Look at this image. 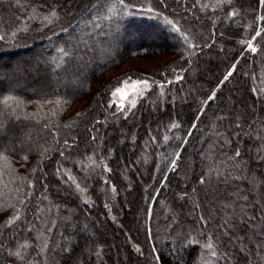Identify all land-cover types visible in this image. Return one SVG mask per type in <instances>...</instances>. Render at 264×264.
Here are the masks:
<instances>
[{
  "label": "trees",
  "instance_id": "1",
  "mask_svg": "<svg viewBox=\"0 0 264 264\" xmlns=\"http://www.w3.org/2000/svg\"><path fill=\"white\" fill-rule=\"evenodd\" d=\"M112 4L113 0H20L19 3L17 0H0V37H3L0 39V57L14 55L0 61V264L19 263L16 258L9 257L8 249H14L22 234L27 233V227L34 223L44 192L55 191L58 187L63 189L55 172L64 149L86 150L89 142L94 140L96 125L105 124L106 118L112 124L119 123L116 119L120 111L115 112L109 103V92L120 76L106 77V73L126 59L164 52L174 58L156 68L140 71L139 76L149 81L151 89L141 97L136 108L120 120L124 123L141 114L148 128H144L134 142L137 140L139 144L148 135L152 139L151 158L145 164L144 187L127 190H135L139 198L141 191L144 193L142 219L135 224L134 218H126V225L141 240H134L130 232L124 234V241L127 243V238L133 240L135 246H130L128 255L139 258L142 264H203L201 259L210 254L205 245L212 241L218 258H221L219 264L229 259L232 264H248L255 250L247 252L231 239V232L235 229L243 231L248 221L245 215L237 218L243 202L232 199L230 194L240 186L247 187L243 196L255 207V193L262 191L264 194V174L250 185L242 181L239 173L233 176L221 171V167L237 150L240 156L234 160L243 159L245 166L250 168L255 165L251 157L252 144L244 142V135L235 129L254 126L253 110L249 107L254 102L259 116L256 123L264 120V31L260 37L252 39L257 31L264 29V20L259 19L264 16V5L259 0H231V3L220 5L216 0H200V3L197 0H125L124 5H116L113 14L108 12ZM204 4L208 7H203ZM53 9L57 18H52L49 23L45 17L51 18ZM231 12L236 15H229ZM106 16L111 18L105 19ZM111 38L116 40L115 48L110 54L103 52L104 56H100L99 48L108 47ZM249 40L256 45V52L248 48ZM60 48L68 55L59 52ZM22 54L42 58L44 61L39 63L48 73L51 69V73L66 78L74 74L78 78L76 85L62 83L54 87L46 80V75L39 73L34 78ZM78 55L84 56L80 66L76 59ZM52 56L54 62L50 61ZM201 68H206V73L217 70L215 79L209 80L204 73L202 78L207 85L195 91L194 104H184L188 107L186 110L175 106L176 91L185 82L195 86L190 73H197ZM230 71L232 75L225 80ZM177 77L181 79L177 80ZM97 83L99 87L95 86ZM159 86L165 92V99L157 102L160 111L145 119L147 114L142 110L148 109ZM227 93L233 95L237 103V107L230 110L237 113V121L225 114L230 112ZM213 94L214 98L210 100ZM5 97L15 99L5 104ZM80 99L87 100L86 107L68 116L66 112ZM173 123L179 126L173 128ZM21 130L28 135L22 141L17 136ZM7 142L10 147L5 146ZM111 150L113 153L107 159L110 169L107 183L114 186L118 206L124 209L128 204L119 189L124 184L118 175V162L113 164L117 158L114 147ZM46 169L50 172V183L47 175L44 176ZM209 169L210 175L217 177L221 185H211L206 177ZM201 177L205 178L203 184ZM100 184V178L92 180L91 204L80 198L70 202L53 194L56 221L47 248L40 253L42 258L54 261L60 257L63 264H70L68 256L62 257L64 253L72 257L84 255L80 241L77 242L78 249L74 247L72 251H64L63 243H60L74 224L72 220L62 219L70 208L75 210L74 220L79 225L85 210L92 211L94 217L90 227L99 238L105 234L96 225L100 213L104 215L107 227L118 229L105 199L97 192ZM210 185L216 190V196L209 193ZM193 192L199 197V215L208 221L207 224L188 213ZM221 195L223 201L214 207V199ZM128 199L136 208V197L132 195ZM225 204L230 207L224 209ZM223 214L231 217L232 228L220 227ZM16 216L19 219L7 223ZM259 226L264 227V221ZM260 232L262 234L263 229L256 231V235ZM240 239L241 243L244 240L248 244L254 242L252 236L245 233ZM31 240V251L39 253L36 240ZM93 247L95 252H101L100 243ZM44 261L39 259L34 264H45Z\"/></svg>",
  "mask_w": 264,
  "mask_h": 264
},
{
  "label": "rangeland",
  "instance_id": "2",
  "mask_svg": "<svg viewBox=\"0 0 264 264\" xmlns=\"http://www.w3.org/2000/svg\"><path fill=\"white\" fill-rule=\"evenodd\" d=\"M109 42L110 43L108 47L99 48V51H101L99 54L100 56H104L103 52L105 54H110L115 48L116 40L114 38H111V41L109 40ZM252 44L253 47L257 49L256 45L253 42ZM211 51H213V49H211ZM12 56L14 55H10L8 57H0V61L10 59L12 58ZM22 56L23 58H26V67L28 68V70H30V73L34 78H36L37 73H39L42 74V76L46 75V80L51 81L54 87L62 83H71L73 85H76L78 78L74 74H70L69 77L66 78L64 75L57 76L56 74L51 73V69V72L48 73V71H44L45 67L41 66L40 64L42 63V61H44L42 60V58H39L36 55L31 56L28 54H22ZM83 57V55L77 56L76 59L78 62V66L82 65L80 63H82ZM172 58H174V56L166 52L158 53L150 57H132L121 62L118 67L108 71L106 73V77H114L117 75L120 76L118 80L112 84L111 90L109 92V103L114 107L115 112L120 111L119 105L121 102L120 96L113 95V92L117 88H121L125 81H127L128 84L131 85L135 81L147 80L146 78H142L141 76H139L140 71H147L162 64H166L167 61ZM54 59V56H52L50 58V61L54 62ZM202 65L205 64L202 63ZM83 68L86 67L83 66ZM199 71H201V73ZM199 71L197 73L195 71H192L190 73V77L195 86H192L189 82H185L183 87L176 91L175 106H179L181 107V109L186 110V108L188 107H186L184 104H194L197 94L195 93V91H197L198 89L200 90V88L203 89L202 87L204 86V84L207 85V82H205L203 80L204 78H202V76H205L204 73L207 75L206 77L211 81H213V79H215V75H217V70L215 69L209 71V73H206V68L205 70L204 68H201ZM218 78L219 75L218 77H216V80H218ZM149 85L150 87H148L146 90H144L143 84L139 85V89L143 90L142 96L139 95L138 92L134 93L130 89H127L129 94L123 101L124 111H120L118 113L120 115L116 119L119 123L114 122L115 124H112V122H110V120L106 118L107 124L105 123L100 126L96 125L94 132V136L96 137V139L89 142L88 149L83 150L74 147L64 149L63 156L58 159V165L55 172V174L57 175V180L59 179V181L62 183L63 189L58 187L59 189L56 188L55 191L51 189V191L46 190L44 192L34 223L30 227H27V233L22 234V238L14 244V249H8L7 253L10 258H16L19 262L18 264H34L39 259H42V261L45 260V264H63V260H61L62 258L60 257L54 259V261H51L47 258H42V254L47 248L49 237L52 233L56 221L57 211L55 208V203L53 202V194L56 193L57 196H61L60 198L68 200L70 202L80 198L82 201L91 204L93 201L90 193L92 180L95 178H100L101 184L97 188V192L101 195V197H103V199H105L107 208L111 213L110 217L116 223L118 229L115 228L112 230L110 227H107L108 225L105 222L104 215L100 213V219L98 222H96V225H98V227L103 230L105 234L99 238L97 237L96 232L90 227V220H92L94 217L92 211H90L89 209L85 210V215L79 219V225L77 221L74 220V216L76 213L75 210L70 208L67 210L66 217H63L62 219L65 218V220H72L75 225H71L70 232L67 233L66 237H63V239H61L60 243H63L64 251L65 249H70L72 251L74 247L78 249L77 242L80 241L84 255L81 256L80 254H77L72 257L62 251L64 253L62 257L68 256L69 261H71L70 264H142L139 261V258L128 255L130 246L133 248H135V246L132 242L133 240H128L127 238L128 242L126 243L124 241V234L130 232L134 240L141 242V240L139 238H136V236L131 232L130 227L126 225V218H129V220L131 218H134L135 224H137L138 220L142 219L141 212L144 205V193H142L141 191V197L139 198L138 196H136L135 190H131L129 192L127 190L130 188L135 189L138 186H140L141 189L144 187L143 181L145 179V164L151 158L149 147L152 139H150V135H148V137H143L144 140L141 141V143L139 142L138 144L137 140L136 142H134V138L141 135L144 128H148L146 125V121H142L141 114H137L134 118L124 121V123H122L120 120L123 119L122 117H126L127 115H129L131 111L136 108L139 101L141 100V97H143L144 94L151 89V84L149 83ZM95 86H98V83ZM164 94V89L159 86L154 99L148 105V109L142 110L143 113L145 112L147 114L145 119H148V117L150 116H156V114L160 111L159 108H157V102L165 99ZM132 99L136 100L135 107H131L130 101ZM226 101L229 102V104L227 105V109L229 111L233 106L234 109L237 107V103H235L233 95L227 93ZM86 102V99H80L76 101L72 104L71 108L66 112V114H68V116L74 115L76 112L86 107ZM233 102L234 104H232ZM253 105L249 107L253 110L251 118L255 121V127L252 126L248 129L236 128L235 132L243 134L245 137L244 142L249 145L252 144L253 148L251 149V157L255 160V165H253L254 167L250 168L249 166L247 167V165L245 166L244 161H242L243 159L239 160V162L234 159H230L231 156L226 159V163L221 167V171H225L227 174L229 173L235 176L236 172L239 173L242 181L247 182V184L250 185H254L260 179L261 173L264 174V120L260 124L256 123V120L258 121L259 116L255 112V102ZM129 108H131L130 111ZM125 113H127L126 116ZM225 114L229 115V117H233L234 121H237L238 119V115L235 111H233V113L230 111L229 113ZM79 127L82 128L83 125L80 124ZM26 133L27 132H24V130L18 132V139L21 141L24 138L27 139L28 135ZM108 134H111V136H108ZM5 146L10 147V144H8L7 142ZM113 147L114 152H116L117 154V158L113 161V164L118 162V175L120 177V180H122V183L124 184V187L122 189V185H120L119 187L120 193L123 192L122 197L127 202L125 204H128L124 209L119 208L118 206L119 202L117 201L118 199H116L117 194L114 186L110 183H107V173H109V163L107 159L111 157L113 153L111 148ZM68 152H71L74 157L71 158ZM189 160V163L191 165L192 160ZM240 166H242V170L244 171L240 169ZM45 175H47L46 177H48L47 182L50 183V172L47 171V169L44 173V176ZM206 177L208 181H210L212 186H216L217 183L221 185V183L217 181V177L215 178L214 176H212V174L210 175V169ZM77 185H79V188H77ZM211 185L208 189L209 193L211 195L213 194L212 196H216L217 192L211 187ZM81 189L83 191H81ZM246 191L247 187L240 186L238 190H235L230 194L232 199L242 200L243 202V206L241 207V209L243 208L244 211H241L240 209V212H237V218L240 219L243 215H245L247 219L245 217L244 218L248 221L247 228H245L243 231L239 232L237 229H235L231 232V239L233 241L235 240L236 243H239L241 245V248L246 250L247 252H252L253 250H255L256 253L254 251V253L252 252L253 254L250 255L251 257L248 261V264H258V262L264 264V253H262V245L264 244V227L259 226L260 224H263L264 221V194L262 191H258L255 193L257 203L254 207V205L249 201L248 198L244 199L243 195H245ZM132 195L136 197L138 201L136 208L132 206L131 202L128 199V197ZM198 198L199 197H197L193 192L190 201L191 206H189L188 213L190 216L199 218L201 220V215H199L198 212ZM223 198L224 196L221 195L214 199L213 206L218 207V203L222 202ZM122 216H124L123 219H121ZM57 217L59 218L60 216ZM229 217V215L223 214V216L221 217L222 224L224 222V219ZM248 217H253V219H248ZM261 229H263L262 234L260 232L256 235V231ZM224 230L226 231V229ZM242 233L252 236L254 242H252V244H248L247 241L244 240V243H241L240 237ZM31 239L36 240L35 247L36 251H39V253L35 252V254L31 251ZM98 243H100V246L102 247L101 252H95L94 250L93 246L97 245ZM209 243L213 245V248L210 249L208 258H202L201 261H203V264H219L218 261H220L221 258H218V252L216 250L215 244L212 241H209L208 244ZM213 251L216 252L215 256H211ZM17 252L20 254L19 256L13 255V253ZM27 254L28 257H26L27 259H25V255ZM221 264H232V260L229 259L227 262L222 260Z\"/></svg>",
  "mask_w": 264,
  "mask_h": 264
},
{
  "label": "snow or ice",
  "instance_id": "3",
  "mask_svg": "<svg viewBox=\"0 0 264 264\" xmlns=\"http://www.w3.org/2000/svg\"><path fill=\"white\" fill-rule=\"evenodd\" d=\"M19 2H20V0H17V3H19ZM216 2H217V5H220V4H224V3H231V0H216ZM259 2H260V4L264 5V0H259ZM124 3H125V0H113V4H112L111 7L108 8V12L114 14V13H115V9H116V5H117V4H119V5H124ZM197 3H200V0H197ZM194 6H195V5H194ZM203 7H208V5H207V4H204ZM229 15H236V13H235V12H231V13H229ZM52 18H57V12H56L54 9L51 11V18H50V17H45V19L48 20L49 23L52 22ZM110 18H111L110 16H106V17H105V19H110ZM259 19L264 20V16L259 17ZM169 23H171V21H169ZM176 31H179V29L177 28ZM262 31H264V29H261L260 31H257V32L255 33V36H253L252 39L255 40L257 37H260ZM182 35H183V34H182ZM2 38H3V37H0V39H2ZM242 42H243V41H242ZM247 46H248V48H249L252 52H256V51H257V49H256L255 47H253V44H252V41H251V40H249V41L247 42ZM58 51L61 52L64 56H67V55H68V53L65 52V50H64L63 48H60ZM57 67H59V65H57ZM233 68H235V65L233 66ZM231 75H232V72L230 71V72L224 77V79L227 80L228 77L231 76ZM176 79L179 80V79H181V77H177ZM169 83H171V81H169ZM141 84H143V86H144V90H146L148 87H150V85H149V83H148L147 80H144V81H135V82H134L133 84H131V85H129L128 82L125 81L124 84H123V86H122L121 88H117V89L113 92V95H114V96H120V97H121V102H120V105H119V110H120V111H124V103H123V101H124V99L127 98L128 94H129L128 91H127V89H130V90H131L132 92H134V93H135V92H138L139 95H141V96L143 95V90H140V89H139V85H141ZM214 95H215V94H213V96H210L209 99H210V100L213 99V98H214ZM11 99H15V98H14V97H5L4 100H3V103L7 104L8 101L11 100ZM57 103H59V101H57ZM130 104H131V107H135V105H136V100H135V99H132V100L130 101ZM130 110H131V108H129V111H130ZM77 115H79V113H78ZM126 115H127V113H125V116H126ZM178 126H179V125L176 124V123H173V124L171 125V127H173V128H176V127H178ZM237 127H239V125H237ZM93 139H96V137H93ZM165 139H167V137H166ZM239 156H240V152H239V150H237V151L235 152L234 157H231L230 159H235L236 157H239ZM177 158H179V153H177ZM173 165H175V161H173ZM109 171H110V169H109ZM219 174H222V173H219ZM200 183H202V184L205 183V178H204V177H201V179H200ZM77 188H79V185H77ZM81 191H83V190L81 189ZM244 199H247V197H244ZM223 207H224V209H227V208L230 207V205L225 204V205H223ZM241 211H244V209L242 208ZM15 219H19V217L16 216V217H13L12 219H9V220L7 221V223H8V224H11V223L13 222V220H15ZM248 219H253V217H248ZM201 220H202L205 224H207V222H208V221L204 220L203 216L201 217ZM225 226H226L227 228H229V229L233 227V224L230 223V217L224 219L223 224L220 225L221 228H225ZM0 247H2V245H0ZM205 247L211 249V248H213V245H212L211 243H209V244L205 245ZM67 250H68V249H65V251H67ZM97 254H99V253H97ZM13 255L19 256L20 254L17 252V253H13ZM212 255L215 256V255H216V252L213 251V252H212Z\"/></svg>",
  "mask_w": 264,
  "mask_h": 264
}]
</instances>
